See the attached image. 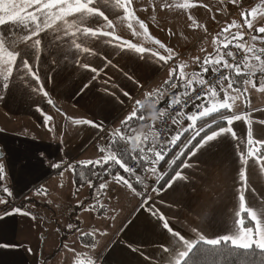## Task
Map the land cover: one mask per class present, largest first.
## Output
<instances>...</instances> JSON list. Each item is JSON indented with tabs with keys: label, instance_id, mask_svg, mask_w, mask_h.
<instances>
[{
	"label": "crops",
	"instance_id": "1",
	"mask_svg": "<svg viewBox=\"0 0 264 264\" xmlns=\"http://www.w3.org/2000/svg\"><path fill=\"white\" fill-rule=\"evenodd\" d=\"M14 2L23 6L25 0ZM121 3L125 4L131 15L117 7L116 0H108L107 6L101 7L112 26L109 27L107 21L99 18L86 25L112 33L111 44L105 43L109 37H100L91 44L77 38L76 42L82 43V47L92 49L88 54L75 49L71 39L63 36V31L59 34L48 31L39 37L42 40V55L39 59L32 55L29 62L44 82L47 97L38 91L39 85L35 81L29 89L30 95L14 89L15 95L5 99L2 90L1 112L11 119L12 125L19 122L22 126L25 123L26 127L19 130L10 125L0 126V145L6 146L9 152L4 171L7 188L13 197L9 210L19 209L5 220H0V242L13 246L11 249H0V264H42V243L47 221L28 206H16L19 199L33 194L53 201L68 190L74 204H79L73 207V213H77L79 220L83 213H88L97 223L110 221L109 230L100 231L107 240L99 245V250H96L98 243L86 245L91 253L83 256V259L89 261L94 258V264H99L96 257L101 253H105L104 264H175L177 259L181 263L186 255L181 258L180 253L186 251L188 254L191 249L180 245L165 230L159 216H165L170 226L192 242L193 247L199 242L205 243L201 236L212 239L233 234L235 221L243 220V213L239 217L236 213L240 212L238 190L244 184L246 206L264 219V168L252 157L248 158L246 164L240 161L241 154L246 155L248 151L249 127L252 128L253 139H264V124L259 123L264 121V92L259 91L260 85L254 88L250 86L252 83L245 85V80H251L247 68H241L240 75L234 70L229 73L235 83L232 89H227L228 81L225 80L223 88L230 94L240 89L242 98L239 109L233 112L228 110L227 115L247 114L252 124L249 126L245 120L236 121L235 137L231 133L224 134L198 151L195 146L177 171L183 174L184 179L179 180L172 189L167 190L166 184L161 191H155L153 186L159 176L154 182H147L146 178L153 167L160 172V161L153 163V140L156 122L166 104L158 107L153 126L143 131L142 143L137 138L129 140L132 146L136 145L140 154L145 155L146 162L149 161L144 175L139 177L141 190L130 188L129 184L123 182L118 183L114 177L99 181L92 189V184L77 189L74 187L73 165L76 162L103 161L104 157L112 154L105 147L106 141L114 133L120 137L119 124L132 117L148 97L158 95L162 99L166 94L161 92L164 83L180 77L183 72L184 80H191L192 84L187 85L178 96L170 98L169 102L187 93L212 68L211 64H205V58L216 59L217 51L227 53L236 48H251V52L245 51L247 64L257 66L256 70L264 61V53L257 51L264 49V33L258 31L264 28V0H121ZM248 9H251L250 13ZM244 12L247 15L242 17ZM245 19L251 22V27L245 24ZM233 22L239 27H229ZM226 28L228 31H223ZM65 30L71 32L75 29ZM3 32L10 43L22 42L24 36L31 35L29 31H21L11 23L3 27ZM115 37H120V41H116ZM55 40L60 41L59 48L55 42L49 43ZM125 42L146 51L137 53L134 49L125 50ZM20 47H23L22 43ZM169 50L172 58L166 62L159 60V56H169ZM105 52L109 54L111 64L103 58ZM255 55H260L261 61L255 60ZM143 61L147 63L143 64ZM83 64L90 67L85 69ZM202 66L208 71H203ZM91 68L98 71L92 72ZM13 71L24 79L25 70L19 60ZM129 76L133 78L129 79ZM24 83L26 85L28 81L24 80ZM85 84H88V88L81 92ZM170 89H173L172 86ZM216 91L217 99L222 101L224 91L221 85ZM49 99L51 104L47 102ZM190 115L192 113L188 111L178 118L172 137H177L178 131L196 132V121H190ZM45 116L49 119L46 120ZM78 120L93 121L101 127L78 124ZM147 142L149 145L145 147ZM103 143L105 146L100 147ZM26 147L36 153L46 152L48 158L42 165L32 160L27 168L21 169L17 156L19 150ZM253 147L259 148L258 145ZM50 164L59 167H50ZM63 169H71L72 183L69 179L58 180ZM242 170L246 172L244 184L240 180ZM101 184L106 187L101 189ZM69 209L72 210V207ZM3 215L4 210L0 212V216ZM252 222L254 229L264 226ZM90 229L94 231L97 226ZM112 229L116 231L112 232ZM92 231L86 230L90 236H93ZM107 236H111L110 239ZM162 245L167 246L168 251H164Z\"/></svg>",
	"mask_w": 264,
	"mask_h": 264
},
{
	"label": "snow or ice",
	"instance_id": "2",
	"mask_svg": "<svg viewBox=\"0 0 264 264\" xmlns=\"http://www.w3.org/2000/svg\"><path fill=\"white\" fill-rule=\"evenodd\" d=\"M108 0H25V3L23 6L18 5L14 2V0H0V61L3 62V69H4V83L2 85L4 89V98L6 99L9 96H14L15 92L14 89L17 91H20L21 94L30 95L29 89L32 87V82L35 81L39 85L38 91L43 94L44 97L48 96V92L45 90L43 84L44 82L41 80L38 71H33L32 66L30 65L29 58L32 55H36V58L39 59L40 55H42L41 47H42V40L39 38L42 34L47 33L48 31H54L56 34H59L61 31H63V36L66 38L71 39L72 44L74 45V48L79 50L82 53L88 54L92 51L90 47H82V43L76 42L77 38H80L83 43H89L91 44L94 40L99 39L100 37H109L110 39L105 41V43L111 44L112 43V36L113 34L110 32L101 31L98 28H93L86 26L90 21L95 22L97 18L103 19L104 21L108 22V26L111 27V21L108 18V15L105 13L104 10H102L101 5L107 6ZM116 6L119 8L124 9L125 12H127L129 15H131L130 12H128L127 7L125 4L121 3V0H116ZM187 7V5H185ZM27 9H32L31 11H26ZM242 17H245L247 14L242 13ZM41 20L43 21L41 23ZM245 24H247L249 27H251V22L247 19L244 20ZM11 23L12 25L16 26V28H19L21 31L27 30L31 33V35L24 36L22 42L13 41L12 44V50H8L6 48V42L8 40V37L5 36L3 32V27ZM34 26V30H33ZM236 26L239 27L235 22H233L232 25L229 27ZM131 27V25H129ZM141 27L143 28L144 25L141 23ZM75 29L74 31H67L65 29ZM15 30V29H14ZM223 31L227 32L228 28L224 29ZM260 33H264V28H260L258 30ZM91 38V39H90ZM116 41H120V37L114 38ZM235 39V38H234ZM56 43L57 48L60 47V41H50L49 43ZM23 44V47H20V44ZM126 43V49L125 50H135L137 53H143L146 51L143 48L137 47L135 44H132L130 42ZM156 43H159L157 41ZM231 43V41L229 42ZM163 47V45H161ZM227 47V45H225ZM237 47H243V45H237ZM55 49H53L54 51ZM246 52H251V48H245ZM260 53H264V49H258L257 50ZM170 55L165 56H159V60L167 61L172 58L171 50H169ZM51 55V52L49 53ZM103 58L107 61L108 64H111V60L108 59L109 54L103 53ZM158 55V54H156ZM232 56L233 59H235L234 53L227 52V53H221L217 51V58L216 59H209L205 58V64H211L212 65V71L217 76H219V79L215 81L216 84L221 85V90L224 91V98L223 100L217 99V91L215 86H211L208 88L207 92L204 95L205 100L209 103L208 107H205L203 104L198 105L199 108L202 109V111H199L198 115L193 113L192 115L188 116V119L192 121L193 123L197 121L200 118L203 117H209L213 114H216L217 119L213 120V123H218L219 121H226L228 127H220L218 131H212L210 135H206L203 140L200 141L198 145H196L197 151L208 144L209 142L217 139L218 137L231 133L233 137H235L236 133L234 131V122L236 121H242L245 120L246 123L250 126L252 124V121L247 118V114L244 115H225V113L222 110H231L235 107V101L240 98V89H236L237 92L236 96H232L228 94V91L223 88L225 80L228 81L227 89H232L233 84L235 83V80L231 78L230 75H220L221 70H227L229 73H231L233 70L236 72L237 75L241 74V68L238 64L235 63H228L226 59H224V56ZM254 59L257 61H261L260 55H255ZM18 60L22 63V67L25 70L24 72V79H20L17 74L14 73L13 67L17 64ZM248 57H245V67L248 69V73L252 74L254 71H256L255 65L249 66L247 64ZM58 63V62H57ZM138 65L140 62H137ZM143 64H146L147 61H143ZM85 69H88L90 66L87 64L82 65ZM202 70L207 72L208 69L206 67L202 66ZM92 72L98 71L96 68H91ZM259 71L264 73V61H261L259 65ZM125 76H128V73H125ZM30 77V79H29ZM180 77L182 80H184V73H180ZM129 79H132L133 77H128ZM171 79V74H170ZM24 80H27L28 83L25 85ZM184 82L187 85H191V80H184ZM245 85L252 83L251 80H245ZM200 85H205L206 80L204 78L199 79ZM255 87V84L252 85ZM176 84H172V88H176ZM88 88V84H85L84 87L81 89V92H83L85 89ZM247 89L245 88V92ZM259 91L264 92V80H262ZM106 95L107 90H106ZM127 95V92L124 93ZM187 95V94H186ZM245 101H247V96L244 97ZM196 100H200V96L195 97ZM188 100H191V97H188ZM232 101V103H230ZM49 104L52 103V101L49 99L47 101ZM179 99L172 100V104L179 103ZM38 107V106H37ZM39 110V109H38ZM45 119H49V117L45 116ZM178 121L173 117L172 123L175 124ZM78 124L80 123H87L92 125L93 127H101L100 125H96L93 121H77ZM260 124H264V121H259ZM191 127V125H190ZM204 132V128L201 127L199 131L196 132V135L199 136L200 133ZM118 133H114L113 135H117ZM122 139H126V137H122ZM177 137L173 136L171 143H175ZM247 143L249 145L248 151L246 155L241 154L240 161L242 164H246L249 157H252L255 159V161L261 165L262 168H264V139H253V132L252 128L249 127L248 129V140ZM253 145H258L259 148L253 147ZM133 147H136V145H133ZM141 152H143V148L140 149ZM149 151H152V149H149ZM195 155V152L192 153V156ZM117 153H112L107 157L103 158V161H85V164H101L102 162H108L111 161L116 165H119L121 168H124L126 172L131 173V168H125V165L122 163L121 159L117 158ZM8 158H9V152L6 149V146L0 145V173H3L7 167L8 164ZM48 158V154L46 152H40L36 153L31 151L30 148L26 147L22 150H19V154L17 156V163L19 164V167L21 169L27 168L32 160H35L38 164H43L44 161ZM146 158V157H145ZM164 156L157 152L155 154V160L153 163H158L159 161L163 160ZM50 167H59L57 164H50ZM187 166V165H186ZM153 173L156 172L155 167L151 169ZM246 172L242 170L240 172V180L243 182L245 181ZM2 178V177H0ZM114 179L119 183L123 182L127 184L128 182L124 180L122 176L119 175V173L114 177ZM139 179V178H137ZM184 179V176L181 172H176L174 176L171 177V181L167 182V190L172 189L174 185L177 184L179 180ZM91 186V184L89 185ZM105 184H101L100 188H105ZM129 187L131 188V185L129 184ZM163 187V185L161 186ZM166 190V191H167ZM5 192H8V189H4ZM246 191V186L244 184V187H241L239 192V208L240 212H237L236 215L239 217L241 213H246V215L250 218L248 223H251L252 221H256L258 225H264V219H261L260 216H258L257 212L246 206V200L244 196V192ZM12 193H9L11 195ZM0 205L4 206V215L0 216V220H5L8 216L13 215L15 212H18L19 209L9 210L8 202L6 200L0 199ZM103 207V206H101ZM203 208V205H201ZM151 215V213H150ZM159 222L162 224V226L165 228L166 231H169L170 235L174 236L176 240L179 242L180 245L184 246L186 249H192L193 243L188 241L180 232L177 230H174L170 226V222L166 219L165 216L160 215L159 216ZM69 228L72 227V225H68ZM195 231V230H194ZM90 233H82L81 238L85 236H90ZM201 240H204L205 243L208 245H228L230 244L235 249H257L264 251V226H258L255 229L249 228L245 225V222L242 219H237L235 221V230L233 234H225L222 236H218L216 238L212 239H206L205 237L201 236ZM13 246L11 244H8L6 242H0V249H11ZM164 251H168L167 246L162 245L161 246ZM134 251H139V249H133ZM104 255L105 253H101L96 257V259L99 260V264H104ZM187 255V252H181L180 256L181 258ZM90 264H94V261L90 262ZM175 264H180V259H177Z\"/></svg>",
	"mask_w": 264,
	"mask_h": 264
},
{
	"label": "trees",
	"instance_id": "3",
	"mask_svg": "<svg viewBox=\"0 0 264 264\" xmlns=\"http://www.w3.org/2000/svg\"><path fill=\"white\" fill-rule=\"evenodd\" d=\"M172 84H176L177 87L170 89ZM186 87L187 84L181 77L164 83L161 87V92L166 94L162 99H159L158 95L148 97L144 104L135 110V114L132 117L123 120L119 124L118 129L120 131V137L113 135L106 141V146L103 143V146L107 147L110 153L118 154L117 158L122 160L125 168L134 158L137 159L139 165L136 169L129 173L126 172L124 168H121L111 161L101 164H84L76 162L73 165L74 187L77 189L92 184L90 187V189H92L96 187L99 181L110 177H116L119 173L132 188L138 191L141 190L142 184L141 178L139 177L144 175V168L149 161L146 162L145 155L142 153L140 154L139 150L133 147L129 140L133 141L137 138L138 141L140 140L142 143L144 140L143 131H148L149 128L153 126L154 119L159 109L158 107L160 105H167L170 98L181 94ZM222 111L225 115L229 113L228 110ZM216 119V114L198 119L196 121V132L199 131L201 127L204 128V132L200 133L199 136H197L194 131H185L181 133L174 143L173 150L159 162L158 169H160V175L153 186L155 191H161L166 186L167 182L184 163L189 153L206 135L227 124L226 121H219L214 124L213 120ZM122 137H126V139H122ZM148 145L149 142L145 144V147ZM162 185L163 187H161ZM24 201L25 198H22L16 206L22 208L24 206ZM3 209L4 207H0V211ZM242 217L245 225L254 229L253 222L248 223L250 218L246 213H243ZM85 237L82 239L83 241L86 240ZM61 240H63V237H61ZM180 264H264V251L257 249H235L230 244L213 246L199 242L195 244Z\"/></svg>",
	"mask_w": 264,
	"mask_h": 264
},
{
	"label": "rangeland",
	"instance_id": "4",
	"mask_svg": "<svg viewBox=\"0 0 264 264\" xmlns=\"http://www.w3.org/2000/svg\"><path fill=\"white\" fill-rule=\"evenodd\" d=\"M251 9H248V12L250 13ZM245 13V12H244ZM248 13V14H249ZM12 44L10 42H6V48L8 50H12ZM4 69H3V62L0 61V97L3 90V83H4ZM249 85V84H248ZM251 88H254L252 85H250ZM247 88V87H246ZM250 87L247 88L250 91H254V89H251ZM232 96H236V93L230 94ZM224 98V96L222 97ZM242 98L240 97L238 100L235 101V107L231 109V111H237L239 107L241 106ZM232 103V101H230ZM17 120L15 121V123ZM12 121L10 118L4 116V114L0 110V126L2 127H10L16 128V129H25V123H22L23 126L17 122L15 125H12ZM19 124L21 125L19 127ZM27 130V129H26ZM1 162V161H0ZM160 175L159 171H156L153 173L152 171H149L147 174V182L155 180ZM5 172L0 173V199L6 200L8 202V205L12 204L13 197L12 195H9L8 192H5L4 189L7 188V180ZM72 177V171L71 169H63L60 170V177L59 179H69L71 182ZM72 183V182H71ZM46 189V187H44ZM8 189V188H7ZM42 196H36L35 194L31 195L30 197H26L24 201V206L30 207L32 210H35L37 213L43 215L47 221V224L45 225V234L44 239L42 243V264H73V263H80L84 262L87 264H90V262L94 261V258L92 260H84L83 256L90 254L89 246H86L87 244L91 243H98L96 250H99V245L106 239V235L101 234L100 231L106 232L108 231V226L110 225V221L104 220L102 222L97 223L94 218L91 217L90 214H85L81 216V219L79 220L77 217V213H73L74 209L73 207L79 204H74V200H71L70 195L68 194V190L62 195L60 198L57 197L53 201H47L45 199L41 198ZM32 200H35L36 202H32ZM57 200V201H55ZM20 199L18 200V202ZM17 202V203H18ZM0 207H4L3 205H0ZM72 207V210L69 208ZM4 210V209H3ZM1 210V211H3ZM0 211V212H1ZM64 211H67L68 213H65ZM71 213L69 214V212ZM67 214V215H66ZM68 225H72L71 228L68 227ZM97 226V229H90L91 227ZM86 230L92 231L93 236L85 237L86 240H81L80 237L82 233H85ZM97 230V231H96ZM112 232H115L116 229H112ZM111 236L112 233L110 232ZM111 236H107L108 238ZM61 237H63V241L61 240ZM84 238V237H83ZM110 239V238H109ZM88 249H87V248ZM93 253H95L93 251ZM81 258L83 260H81Z\"/></svg>",
	"mask_w": 264,
	"mask_h": 264
},
{
	"label": "built area",
	"instance_id": "5",
	"mask_svg": "<svg viewBox=\"0 0 264 264\" xmlns=\"http://www.w3.org/2000/svg\"><path fill=\"white\" fill-rule=\"evenodd\" d=\"M234 53L235 59H233L232 56H225L224 59L228 61V63H235L240 66V68H246L245 67V50L243 48H236L232 51ZM229 72L227 70L222 69L220 75H228ZM206 80L205 85H200L199 81L194 84L191 89L175 98L179 99V103L172 104L170 101L164 111L160 114L156 125H155V136L153 140V151L156 154L157 152H160L164 158L173 150L174 143H171L172 140V133L174 129V125L172 123L173 117L178 120L179 117H181L184 113L190 111L192 114L195 113L198 115L199 111H202L201 108L198 107V105L203 104L205 107L209 106V103L205 100L204 95L207 92L208 88L211 86H215L217 89L220 85L216 84L215 81L219 79V76H217L215 73H213L212 68L202 77ZM250 79L252 81V84H255V86H259L264 80V73L260 72L259 70L254 71L252 74H250ZM187 94V95H186ZM200 96V100H196L195 97ZM188 97H191V100H188ZM182 132H177V137L181 135ZM103 144H100V147H102ZM139 165V162L137 159H133L129 165L126 166V168H131L132 170L136 169Z\"/></svg>",
	"mask_w": 264,
	"mask_h": 264
}]
</instances>
